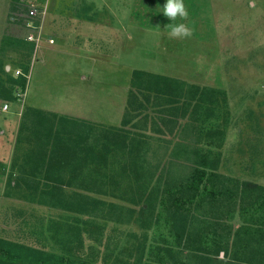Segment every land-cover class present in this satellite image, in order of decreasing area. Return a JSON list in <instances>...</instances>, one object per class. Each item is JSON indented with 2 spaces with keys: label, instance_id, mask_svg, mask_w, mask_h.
<instances>
[{
  "label": "rangeland",
  "instance_id": "374dc122",
  "mask_svg": "<svg viewBox=\"0 0 264 264\" xmlns=\"http://www.w3.org/2000/svg\"><path fill=\"white\" fill-rule=\"evenodd\" d=\"M163 3L0 0V74L4 88L12 87L14 96L4 99L0 88V237L45 244L51 250L49 223L75 218L37 205L32 196L21 199L23 195L10 188V179L17 178L26 156L39 161L44 152L40 161L49 168L66 161L63 135L47 130L51 113L94 124V137L103 143L110 128L135 132L131 123L121 127L124 117L139 110L129 97L135 70L221 89L224 143L218 173L264 187V0H184L189 15L180 22L190 28L187 37H173L164 27L171 21L157 12ZM9 37L33 44L32 52L3 48ZM22 66L27 67L24 89L19 84ZM9 78L18 83L11 84ZM146 95L137 92V103ZM144 107V113L155 119L152 107L147 103ZM25 125L30 127L24 129ZM152 131L148 124L146 132ZM169 139L175 142L172 136ZM166 165L157 166L154 179H164ZM118 168H107L104 194L93 196L126 206L122 200L133 193L135 179L130 181L127 175L124 179ZM138 210L136 206L128 220L100 221L106 224L105 241L121 243L124 235L138 232ZM78 226L82 236V224ZM90 245L102 253V245L85 239V248Z\"/></svg>",
  "mask_w": 264,
  "mask_h": 264
},
{
  "label": "trees",
  "instance_id": "16d2710c",
  "mask_svg": "<svg viewBox=\"0 0 264 264\" xmlns=\"http://www.w3.org/2000/svg\"><path fill=\"white\" fill-rule=\"evenodd\" d=\"M2 47L30 53L34 45L9 37ZM21 68L19 84L24 89L27 67ZM9 79L11 84L18 83ZM3 85L0 74L2 97L14 99L12 87ZM130 86L129 97L139 110L135 116L124 117L121 127L131 123L135 132L110 128L104 143L94 137V124L54 113L47 115V130L51 135H63L60 143L66 144V161L49 168L40 161L44 152L39 161L26 156V164L18 166V176L10 179L9 185L23 195L21 199L32 196L37 205L71 213L75 219L49 223L51 250L44 248L45 244L33 246L0 237V264H208L210 259L199 254L206 249L193 245L205 235L203 228L193 230V219L206 210L234 207L239 196V212L244 211L243 204L246 210L256 207L264 219V187L250 181L239 183L218 173L224 143L218 102L224 94L221 89L138 70L132 72ZM141 91L147 95L137 103L136 93ZM146 103L159 122L144 113ZM148 124L152 132H146ZM29 127L25 125L24 129ZM171 136L175 142L169 139ZM161 162L167 163L162 172L164 179H154ZM28 163L31 168H27ZM116 166L124 179H135L133 193L122 200L126 206L93 196L104 194L105 171ZM136 206L139 231L124 235L121 243H107L104 222L128 220ZM77 217H83L82 221ZM85 239L102 245V253L91 245L85 248Z\"/></svg>",
  "mask_w": 264,
  "mask_h": 264
},
{
  "label": "crops",
  "instance_id": "0c3cea01",
  "mask_svg": "<svg viewBox=\"0 0 264 264\" xmlns=\"http://www.w3.org/2000/svg\"><path fill=\"white\" fill-rule=\"evenodd\" d=\"M241 200L239 196L234 207L225 205L219 211L206 210L201 217L192 220L194 231L203 228L205 232L193 245L206 249L199 254L210 259L208 264H264L262 211L256 207L246 210L243 204L244 211L239 212Z\"/></svg>",
  "mask_w": 264,
  "mask_h": 264
},
{
  "label": "clouds",
  "instance_id": "9594fccd",
  "mask_svg": "<svg viewBox=\"0 0 264 264\" xmlns=\"http://www.w3.org/2000/svg\"><path fill=\"white\" fill-rule=\"evenodd\" d=\"M157 12L162 13L171 21L164 26L167 27L171 36L187 37L191 34L190 28L185 23L180 22L189 15L184 0H164L162 6L158 5Z\"/></svg>",
  "mask_w": 264,
  "mask_h": 264
},
{
  "label": "built area",
  "instance_id": "2783aa9c",
  "mask_svg": "<svg viewBox=\"0 0 264 264\" xmlns=\"http://www.w3.org/2000/svg\"><path fill=\"white\" fill-rule=\"evenodd\" d=\"M30 14L32 15L33 13L30 12ZM6 109H7V106L6 105H4L3 108H1V110L4 111V112L6 111Z\"/></svg>",
  "mask_w": 264,
  "mask_h": 264
}]
</instances>
